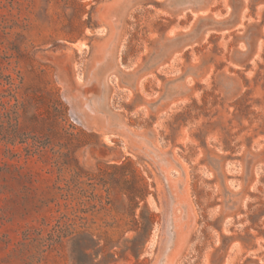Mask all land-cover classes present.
<instances>
[{"label": "rangeland", "instance_id": "rangeland-1", "mask_svg": "<svg viewBox=\"0 0 264 264\" xmlns=\"http://www.w3.org/2000/svg\"><path fill=\"white\" fill-rule=\"evenodd\" d=\"M0 264H264V0H0Z\"/></svg>", "mask_w": 264, "mask_h": 264}]
</instances>
